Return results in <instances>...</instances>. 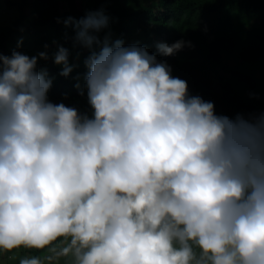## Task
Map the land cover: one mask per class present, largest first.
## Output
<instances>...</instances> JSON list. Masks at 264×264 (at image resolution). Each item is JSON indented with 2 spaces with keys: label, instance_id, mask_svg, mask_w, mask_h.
I'll use <instances>...</instances> for the list:
<instances>
[{
  "label": "clouds",
  "instance_id": "1",
  "mask_svg": "<svg viewBox=\"0 0 264 264\" xmlns=\"http://www.w3.org/2000/svg\"><path fill=\"white\" fill-rule=\"evenodd\" d=\"M108 23L103 9L65 21L90 50L91 116L48 99L46 52H0V252L48 250L19 264H264V114L216 115L146 47L101 39ZM68 56L54 55L63 76Z\"/></svg>",
  "mask_w": 264,
  "mask_h": 264
},
{
  "label": "trees",
  "instance_id": "2",
  "mask_svg": "<svg viewBox=\"0 0 264 264\" xmlns=\"http://www.w3.org/2000/svg\"><path fill=\"white\" fill-rule=\"evenodd\" d=\"M79 3L0 0L6 11H13L11 19L0 24V52L10 56L14 45L29 57L46 52L48 59H38L37 71H46L52 80L48 91L51 102L64 103L91 116L84 89L88 72L85 61L90 50L75 42L76 31L65 21L69 17L79 20L89 11L103 9L109 23L97 33L101 39L110 35L111 40L121 39L126 46L146 47L158 61L170 66L173 77L187 82L189 96L213 102L216 115L234 119L238 114L245 118L264 114V30L256 31L257 19L264 18V0H80ZM181 40L185 46L173 55L157 51L160 42L171 45ZM60 46L68 50L69 64L73 66L67 76L60 74L63 66L54 63ZM239 49L245 51L246 70L223 65ZM23 249L28 257L48 255L47 249Z\"/></svg>",
  "mask_w": 264,
  "mask_h": 264
},
{
  "label": "rangeland",
  "instance_id": "3",
  "mask_svg": "<svg viewBox=\"0 0 264 264\" xmlns=\"http://www.w3.org/2000/svg\"><path fill=\"white\" fill-rule=\"evenodd\" d=\"M80 0H76V5ZM12 10H7L0 5V24H6L12 17ZM11 13V15H10ZM264 30V18H258L256 21V31ZM73 35V33H72ZM13 50L23 53L24 50L20 49L19 46L14 45ZM223 65L228 68H238L246 70L248 63L246 62L245 51L239 49L235 56L229 57L228 60H224ZM24 247L18 248L11 252H0V264H19V260L24 257H28ZM198 251V250H197Z\"/></svg>",
  "mask_w": 264,
  "mask_h": 264
}]
</instances>
